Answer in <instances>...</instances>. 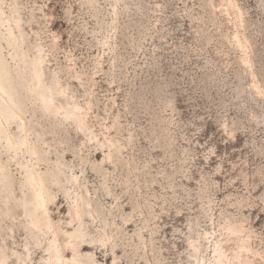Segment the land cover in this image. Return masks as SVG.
<instances>
[{
	"label": "rangeland",
	"instance_id": "374dc122",
	"mask_svg": "<svg viewBox=\"0 0 264 264\" xmlns=\"http://www.w3.org/2000/svg\"><path fill=\"white\" fill-rule=\"evenodd\" d=\"M0 7V53L28 120L24 132L15 121L7 132L47 157L20 150L6 162L12 152L0 147L17 197V163L60 171L58 184H47L52 221L67 232L77 226L61 185L78 192L88 238L78 249L102 264H264V0ZM8 27L22 32L19 46L8 42ZM36 47L58 111L43 109L29 90L25 63ZM75 106L79 118L67 113ZM0 213V251L11 262L13 251L25 253L28 232L21 208L2 192ZM30 245L26 264H40L44 244Z\"/></svg>",
	"mask_w": 264,
	"mask_h": 264
},
{
	"label": "bare ground",
	"instance_id": "6f19581e",
	"mask_svg": "<svg viewBox=\"0 0 264 264\" xmlns=\"http://www.w3.org/2000/svg\"><path fill=\"white\" fill-rule=\"evenodd\" d=\"M4 12L0 7V24L7 22L3 18ZM6 30V38L9 43L19 46L23 42L24 37L21 31H19V35H15L9 27ZM40 51L41 49L36 47V54L25 63L27 67L31 68L30 80L32 81V85L29 87V90L32 95L37 99L39 98L43 109H55L58 111L47 100L46 91L48 87L43 84L41 77L40 67L43 60ZM13 84L14 81L6 67V61L0 53V99L3 101V104L0 105V140H4V144H0V147L12 152L6 162L14 160L20 150L34 155L39 161H47V157L43 154L40 147L30 145L26 137L21 135L10 137L7 132V125L13 121L17 123L21 132H24L28 126V120L21 112L19 99L15 96ZM67 113L72 117L79 118L81 115L80 107L75 106L71 110H68ZM17 164L19 170L24 173L22 180L19 182V189L22 195L20 197L16 196L12 188L13 180L11 174L1 158L0 192L4 193L5 200L13 199L16 207L21 208L24 219L23 227L28 232V236L25 237V242L23 243L25 253L21 254L18 251H13L14 260L10 262V256L7 255V251L3 247L0 251V264H26L27 261H31V243L32 248H40L44 244L43 252L47 256H40V264H102L96 260L93 252L82 253L78 249L81 242L85 241L82 244L83 246L88 245V238L85 237V234L81 230L82 214L78 212L77 200L80 198L78 192L72 193L70 188L67 189V187L61 185L64 194L69 198H73V203L75 204L71 221L75 219L77 226L72 231L67 232L62 229L59 220L56 223L52 221L49 208V204L53 203L55 195L52 194L47 184H58V179L61 176L60 171L58 173L39 171L36 167L29 165L28 162L26 164L20 162ZM72 178L76 184L78 182L77 177L73 176ZM65 179L67 180L68 178L66 177ZM1 217L2 213H0ZM89 242H93V240H89ZM65 250H71L73 255L70 258L67 257L63 254Z\"/></svg>",
	"mask_w": 264,
	"mask_h": 264
}]
</instances>
